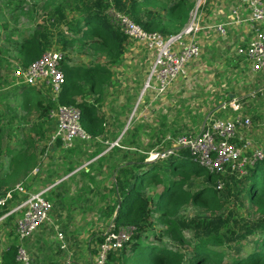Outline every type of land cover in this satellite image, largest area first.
<instances>
[{
    "label": "trees",
    "instance_id": "obj_1",
    "mask_svg": "<svg viewBox=\"0 0 264 264\" xmlns=\"http://www.w3.org/2000/svg\"><path fill=\"white\" fill-rule=\"evenodd\" d=\"M26 1L18 2V11L25 9ZM195 6V0H43L45 10L55 7V11L47 12L44 24L14 44L23 66L40 60L55 47L63 56L59 68L65 82L57 102L52 101L48 92L36 87L21 85L13 89L11 98L20 99V109L25 115H36L37 122L18 141L17 147L6 152L10 159L8 171L1 159V135L5 130L1 124L0 195L11 191L22 178L29 180L24 186L30 190L41 173L46 174L42 184L48 186L55 171L43 170V157L51 156L54 147L63 149L60 141L54 147L48 145L55 129L49 119L50 112L58 104L79 109L82 128L92 137L91 142L100 143L89 161L96 160V169L93 162L78 175L89 185V191L94 192V186L96 203L104 202L96 216L100 214L113 224L116 232L130 233V240L109 254L108 264H264V150L263 157L246 165L244 173L231 174L210 172L187 149L171 147L170 143L162 148L163 152L172 151L167 158L149 161L148 153L137 147L139 133L133 128L125 133L128 140L123 138L120 147L107 144L113 135V125L118 123L117 117L104 111L107 102L110 105L117 102L109 97V89L115 85L113 68L123 61L132 43L109 11L114 9L127 15L147 32L167 38L186 26ZM4 53L8 54L9 50L0 47V70H10L12 65ZM75 55L90 59L83 62L76 60ZM6 109L12 114L11 123L15 122L17 107L6 106ZM257 118L253 116L254 120ZM183 134L188 133H179ZM40 143L46 144L40 149ZM86 143L89 142H76L73 148L64 150L68 154L62 160L65 175H59L56 170V179L74 172L72 163L79 158L73 157L80 154L78 146ZM105 165H109L110 174L102 172ZM102 175L112 180L110 188L104 187L105 192L96 181ZM76 176L68 180L73 181ZM221 183L223 188L218 190ZM66 185L60 189L56 185L53 197L50 194L53 210L55 207L69 212L76 210V196L68 198L62 191ZM22 200L14 194L0 208V216L7 215ZM188 206L200 212L191 218L183 217L182 212ZM225 208L230 210L224 214ZM13 218L14 215L8 216V223ZM12 237L14 241L2 253L0 264H19L17 239L15 234ZM91 238L97 254L104 234H94Z\"/></svg>",
    "mask_w": 264,
    "mask_h": 264
},
{
    "label": "rangeland",
    "instance_id": "obj_2",
    "mask_svg": "<svg viewBox=\"0 0 264 264\" xmlns=\"http://www.w3.org/2000/svg\"><path fill=\"white\" fill-rule=\"evenodd\" d=\"M222 1L225 2L226 0ZM18 2L21 4L22 0H0V40L2 41L0 47L11 51L7 61L10 65L20 63L17 47L14 44L22 42L26 36L44 24L47 12L53 13L55 11V7L45 10L43 8V0H27V3L25 2L27 6L24 5L25 9L21 12L17 8ZM210 2V0H195L196 6L193 10V15L197 14L196 22H199L201 26L212 23V11L215 4ZM234 2H237V0H228L227 4L232 6ZM221 3L216 4L220 5ZM227 12L224 11L218 16L223 17ZM204 32L202 31L200 35L203 49L201 57L189 65L187 76L177 78L171 89L164 96H157L151 91L145 95L142 94L143 85L149 75L148 68L152 63L150 60L151 56L143 47L138 46L134 42L129 45L128 53L123 61L120 62L119 66L113 68L115 69V85H112L109 89V97L116 99L117 102L114 101V104L112 103L111 105L107 102L104 108L107 115L117 117L118 120V123L112 127L113 135H111V139L107 144L115 146L119 143L120 145L123 138L128 140V136L125 134L128 129L133 128L136 131L138 130L137 133H139L140 141L137 142V147L141 151L148 153L149 161L155 160L163 152L162 148L165 144H168L169 137L164 140L167 136L174 138L179 136V133L198 134L208 118L212 116L225 118L228 116V111L220 110V106L224 101L237 97L242 100L244 113L252 117L254 123L252 130L245 134L246 139L255 147L261 145L263 147L262 150H264V93L263 95L259 93L256 97H253L256 90L264 92V75L252 74L243 58L236 56L237 51L228 44V39L223 40L212 35L207 37ZM54 49L56 48L54 47ZM75 58L83 62L90 59L80 55H75ZM100 62L103 63L104 60H100ZM8 69L0 70V84H4L6 79L13 83L16 82L7 76ZM16 86L20 87L21 85ZM121 90L122 94H119ZM43 92L46 91L43 90ZM15 102L16 104H14ZM20 103V99L14 100L10 98L5 105L14 109L17 107L15 113L18 118L13 123L10 121V115L12 114L5 106L4 111H0L2 122L0 126L2 124L5 129L1 135L3 150L1 159L5 165V171H8L10 162L9 157L5 155L6 152L9 151V148L17 147L18 141L24 138L25 134L37 122L36 115L24 114L19 107ZM254 115L258 116L256 120L253 119ZM119 125H121V128L118 127ZM119 131L121 132L120 135L118 134ZM98 143H100L99 140L78 146L80 154L78 157L76 155L73 158L75 160L79 158V160L78 162L74 160L75 162L72 163L73 167L76 168L74 173L78 175L81 170L88 169L87 164L92 160L91 155ZM45 144L40 143L39 148H43ZM53 149L54 152L51 156L48 154L43 157V170L55 171V173L58 170L57 173L59 175H65V171L62 170V160L68 154L58 147ZM254 149L253 147L252 150ZM249 152L245 156L250 157L251 151ZM108 168H106V173L110 174L111 170ZM35 173L36 170L31 176H34ZM55 173L51 176L52 184L49 182L47 185L59 184L56 181L58 179H56ZM41 175L42 177L37 180L33 189H27L28 193H36L42 188L46 189L49 187L42 184L43 177L46 174L41 173ZM25 179H20L14 185L18 183L24 185L29 181ZM82 180L83 178L76 179L70 188L68 185L65 186L66 190H71L68 198L69 196H76L74 197L76 210L70 212L73 215L72 218H69V210L67 209L55 207L52 212L54 224L59 227L60 233L64 235L66 250L60 249V243L56 240L55 230L52 229L51 236L48 234V239H42L40 235L38 236L42 241H40L39 245L35 244L37 236L27 243L28 246L30 245L33 260H41V263L45 264L42 254L47 253L54 259L63 255L66 263L69 261H83L84 264H94L96 254L94 253V243H90L91 237L94 234H107L111 224L107 223L100 214L96 216L98 210L104 206V202L96 203L97 191H95L94 186L92 185L94 192L89 191V185H85ZM111 182V178L107 179L105 186H111ZM99 187L101 188L100 185ZM54 188L55 186L46 194L49 200L50 194L53 197ZM78 197L80 198L78 199ZM249 207L247 205V208ZM229 210V208H225L223 213H228ZM199 212L200 210L194 206H188L183 210L182 216L191 218ZM243 213L244 211L241 210L240 214ZM19 216L20 214H14L11 223H8L9 219L7 218L0 220V247L6 243L5 248H7L9 243L14 241V239L12 240V235L16 234L15 225ZM57 242L59 251L56 252V247H54L52 254L53 246L50 244ZM37 251L40 252L37 254ZM55 255L58 256L56 257ZM33 264H36L35 261H33Z\"/></svg>",
    "mask_w": 264,
    "mask_h": 264
},
{
    "label": "built area",
    "instance_id": "obj_3",
    "mask_svg": "<svg viewBox=\"0 0 264 264\" xmlns=\"http://www.w3.org/2000/svg\"><path fill=\"white\" fill-rule=\"evenodd\" d=\"M210 1L216 3L222 0ZM109 14L122 28L124 35L131 42L143 47L151 56L152 63L143 85V95L149 91L157 96L166 95L177 78L187 76L189 65L198 60L203 53L200 35L204 31V26L196 22L197 14L193 15V12L186 26L177 35L167 38L158 33L147 32L130 17L114 9H111ZM231 18L238 27H245L248 35L247 43L236 48V55L243 58L252 74L264 75V0H237L231 9ZM231 23H220L216 27L223 40L228 37V27ZM62 58L59 50L51 49L29 66L14 63L9 75L16 81L15 85L45 90L52 101L57 102L65 82L64 73L59 68ZM257 93L263 95L264 92L259 90ZM220 110L228 111L229 115L225 118L213 116L208 118L198 134H183L174 138L167 136L164 140L169 137L168 143L171 146L187 149L192 157L210 172L244 173L246 165L253 163L256 158L263 157L262 148L253 146L245 137L253 128L252 117L244 113L242 100L237 97L224 101ZM49 119L54 122L55 127L48 142L51 147L60 141L63 150H68L73 148L76 142H91L92 137L82 128L79 109L58 104L56 109L50 112ZM115 146L120 147L119 143ZM249 151L250 157L245 156L250 153ZM171 153L172 151L168 149L158 157L165 159ZM222 188L221 183L217 189ZM51 189L52 187H49L36 193H28L26 187L18 183L11 191L0 195V208L5 207L7 202L13 199L14 194L23 199L7 215L0 216L2 220L20 214L15 225L16 261L19 264H33L34 260L27 243L42 226L51 222L54 206L46 197ZM57 240L61 244V250H66L64 235L60 231H57ZM129 240L130 233L116 232L112 224L104 235L94 264H108L109 254L122 248Z\"/></svg>",
    "mask_w": 264,
    "mask_h": 264
},
{
    "label": "crops",
    "instance_id": "obj_4",
    "mask_svg": "<svg viewBox=\"0 0 264 264\" xmlns=\"http://www.w3.org/2000/svg\"><path fill=\"white\" fill-rule=\"evenodd\" d=\"M227 1L228 0H226L225 2L224 1H220V2H216V3H221L220 5H218V4H216V3H213V4H215L214 5V9H213V11H212V14H213V16H212V18H211V20H212V23L211 24H205L206 26H204V33H205V35L207 36V37H211V35L213 36V37H219V38H221L220 37V35L217 33V31H216V27L220 24V23H230V22H232L231 23V25L228 27V37H227V39L229 40V43L228 44H230L231 46H233L235 49L238 47V46H240V45H244V44H246L247 43V41H248V35H247V29L245 28V27H238L237 26V24L236 23H233V18H231V9L233 8V6H234V4H235V2L233 3V5L231 6L230 4H227ZM224 11H228L227 12V14H225L223 17H219L218 15H221V13H223ZM217 13V14H216ZM223 39V38H222ZM231 40V41H230ZM1 48H4V47H1ZM5 55H7V57H8V55H11V51H9V53L8 54H6V53H4ZM8 60H9V58H8ZM11 60V59H10ZM11 62V61H10ZM115 69H113V71H114ZM10 70H8V72H9ZM7 72V76L8 77H10V75H9V73ZM7 80V79H6ZM15 84L14 83H12V82H10L9 80H7V81H5V83L4 84H0V111L2 110V111H4L3 109H4V106L6 105V103H7V101L11 98V93H12V91H13V89L15 88ZM258 92V90H256V92H255V97H256V95H259V93H257ZM12 99V98H11ZM6 107V106H5ZM259 148H263L261 145L259 146ZM94 163L96 162V160L95 161H93ZM92 162V163H93ZM63 165V164H62ZM98 166V165H97ZM92 167H93V169L95 170L96 169V163L95 164H93L92 165ZM109 167V165H105V167H104V169L102 170V172H105L106 173V168H108ZM98 168H99V166H98ZM109 169V168H108ZM89 171V170H88ZM87 171V172H88ZM74 172H75V170H74ZM72 173V174H70L69 176H66V178L65 177H63L61 180H57L58 181V183H59V189H60V187H62L64 184H68V186H69V188L73 185V182L76 180V179H78V178H80L76 173ZM76 176L75 177V179L72 181V180H68L69 179V177L70 176ZM104 176H106V175H102V177H97V179H96V181L97 182H99V184H100V186H101V188H102V190L104 191V187H107V188H110V186H105V181L107 180V179H109L108 178V176H106L105 178H103ZM42 177V175L39 177V178H41ZM43 178H45V177H43ZM102 179H104V181H101ZM38 180V179H37ZM37 180H35L34 181V183L32 184V189H33V186L35 185V183L37 182ZM67 180V181H66ZM64 181H66L65 183H63ZM101 182V183H100ZM104 182V183H103ZM56 185H58V184H54L53 186H55V191H54V189H53V193L54 192H56V190H57V188H56ZM49 187H53L52 185H48ZM48 187V188H49ZM48 188H46V189H48ZM40 189H41V187H40ZM42 189H44V188H42ZM41 189V190H42ZM45 190V189H44ZM39 191V190H38ZM62 191L64 192V194H66V196H68L70 193H71V190L69 189V190H66L65 188H63L62 189ZM58 192V191H57ZM105 192V191H104ZM69 214H71L70 212H69ZM69 214H68V216H69ZM72 216L73 215H71V217H69L70 219L72 218ZM52 217H54V215H51V222L49 223V224H47V225H45V226H42V228L35 234V236L33 237V238H35L36 236H37V239H36V242H35V244L36 245H39L40 244V241H41V238L40 237H38L39 235L42 237V239H48V234L51 236V232H52V229H54L55 230V234H56V240H57V231H60L59 230V227L57 226V225H55L54 224V220H53V218ZM32 238V239H33ZM31 239V240H32ZM58 241V240H57ZM42 242V241H41ZM5 243V242H4ZM10 244V243H9ZM50 245H52L53 247H52V254H53V252H54V247H56V252L57 251H59L58 250V246H59V244H58V242L57 243H55V244H50ZM6 247V243L4 244V246L3 245H1V247H0V257H1V255H2V253L5 251V248ZM60 249H61V244H60ZM28 250H29V252H30V254H31V256H33L32 255V251H31V249H30V245L28 246ZM41 251V250H40ZM40 251H37V254L40 252ZM64 251V250H63ZM59 254H60V252H58ZM43 256H42V258L43 259H45V264H84V262L83 261H72V262H65L64 261V256L62 255V256H60V257H58V258H56V259H54V258H51V256H49V255H47V253H44V254H42ZM56 257L58 256V255H55ZM55 256H53V257H55ZM50 257V258H49ZM35 259V258H34ZM51 260V261H50ZM35 261V263L36 264H42L41 263V260H34ZM40 261V262H39Z\"/></svg>",
    "mask_w": 264,
    "mask_h": 264
},
{
    "label": "water",
    "instance_id": "obj_5",
    "mask_svg": "<svg viewBox=\"0 0 264 264\" xmlns=\"http://www.w3.org/2000/svg\"><path fill=\"white\" fill-rule=\"evenodd\" d=\"M124 133H125V132H124ZM124 133H123V134H124ZM123 134H122V136H123Z\"/></svg>",
    "mask_w": 264,
    "mask_h": 264
}]
</instances>
